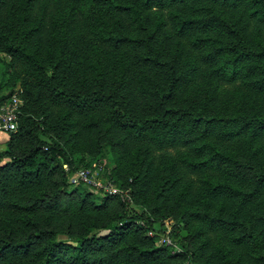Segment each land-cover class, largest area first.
Masks as SVG:
<instances>
[{
  "label": "trees",
  "instance_id": "trees-1",
  "mask_svg": "<svg viewBox=\"0 0 264 264\" xmlns=\"http://www.w3.org/2000/svg\"><path fill=\"white\" fill-rule=\"evenodd\" d=\"M0 53V264H264V0H0ZM106 149L129 200H63Z\"/></svg>",
  "mask_w": 264,
  "mask_h": 264
},
{
  "label": "rangeland",
  "instance_id": "rangeland-1",
  "mask_svg": "<svg viewBox=\"0 0 264 264\" xmlns=\"http://www.w3.org/2000/svg\"><path fill=\"white\" fill-rule=\"evenodd\" d=\"M0 58L4 62H7L9 59L4 54L0 53ZM3 63L0 61V75L3 72ZM6 71V68H5ZM7 74L2 73L0 76V96L6 95L11 91V94L18 95L20 93V89L18 84L16 83L12 88L9 87V82L6 80ZM215 86L218 94H231L238 90H243L240 83L238 81L234 82H225L224 80H216L212 82ZM7 132L0 129V150L5 149V141L7 139ZM117 154L112 152L109 149H106L104 152L90 157L85 155L83 160L88 161L86 167L90 168L95 172V180L100 181V183L110 182L115 187L116 194H110L118 196L119 193L128 194L127 188L123 186V176L121 174L115 175L116 167L118 166V162L115 163V158ZM121 162V159H120ZM73 170L68 177V185L65 188V193L63 200L68 197H75L74 191L83 187L89 192H94L97 195H102V191L95 190L93 188L87 187L85 185L80 184L79 181L75 179ZM119 183L121 185H119ZM109 195V194H108ZM151 227L152 230L147 232V235L154 236V243L156 245H173L174 250H180L179 240H187L188 233L186 232V228L184 224L179 221L176 217H165L162 220H154L151 219ZM105 231L100 232V234H104Z\"/></svg>",
  "mask_w": 264,
  "mask_h": 264
},
{
  "label": "built area",
  "instance_id": "built-area-1",
  "mask_svg": "<svg viewBox=\"0 0 264 264\" xmlns=\"http://www.w3.org/2000/svg\"><path fill=\"white\" fill-rule=\"evenodd\" d=\"M20 99L16 94H11L7 99L0 101V129L3 131H13L16 127V116ZM64 170H67L66 164L62 165ZM75 179L80 184L102 191L103 194H116L115 187L110 182L100 183L95 180V172L90 168L84 166L74 171ZM128 193V191H127ZM119 197L129 200L128 194H118Z\"/></svg>",
  "mask_w": 264,
  "mask_h": 264
}]
</instances>
